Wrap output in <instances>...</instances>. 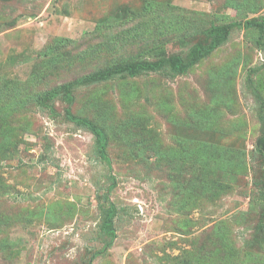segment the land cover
Segmentation results:
<instances>
[{
  "label": "rangeland",
  "instance_id": "1",
  "mask_svg": "<svg viewBox=\"0 0 264 264\" xmlns=\"http://www.w3.org/2000/svg\"><path fill=\"white\" fill-rule=\"evenodd\" d=\"M259 17L264 0H0V264H87L108 241L110 202L115 238L91 264H264L257 31L234 28L182 75L74 86L54 117L35 103L163 47L181 54L212 23ZM67 108L105 130L110 168Z\"/></svg>",
  "mask_w": 264,
  "mask_h": 264
},
{
  "label": "trees",
  "instance_id": "2",
  "mask_svg": "<svg viewBox=\"0 0 264 264\" xmlns=\"http://www.w3.org/2000/svg\"><path fill=\"white\" fill-rule=\"evenodd\" d=\"M234 28H243L245 30L253 29L257 31L259 39H263L264 17L251 18L243 21H233L220 25L212 23L208 28L200 32L197 42L192 44L181 54L169 56L163 47L159 53L155 54V56H158H156L154 60L119 62L86 76H81L71 82L53 86L49 90L37 96L35 103L38 107L48 110L50 116L54 117L55 111L53 109L52 102L62 95L67 104L71 103L73 100L71 92L72 87L74 86L95 85L108 82L116 78H135L141 75L162 72L164 70L173 76L185 74L190 68H193L201 60L208 57L216 49L226 43L230 37L231 31ZM179 42L181 44L184 43L183 40H180ZM64 117L68 122L74 124L76 127L86 130L92 135L94 138L97 157L99 160L104 162L108 168H110L111 161L106 152L108 137L105 130L88 118L74 116L69 108L64 110ZM261 121L264 128V116H261ZM109 180L112 182L109 188H112L114 185V177L109 175ZM103 200L109 202L108 196L104 195ZM116 215L117 209L111 202L106 209L102 210L101 223L99 227L102 234L106 237V239H108V241L101 250L91 255L87 264H91L94 258L102 253L105 246H109L115 238L114 219Z\"/></svg>",
  "mask_w": 264,
  "mask_h": 264
}]
</instances>
